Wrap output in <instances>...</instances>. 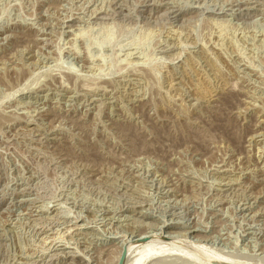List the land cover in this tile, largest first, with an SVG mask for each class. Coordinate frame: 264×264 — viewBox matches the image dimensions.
<instances>
[{"label": "rangeland", "instance_id": "1", "mask_svg": "<svg viewBox=\"0 0 264 264\" xmlns=\"http://www.w3.org/2000/svg\"><path fill=\"white\" fill-rule=\"evenodd\" d=\"M127 250L264 264V0H0V264Z\"/></svg>", "mask_w": 264, "mask_h": 264}, {"label": "bare ground", "instance_id": "2", "mask_svg": "<svg viewBox=\"0 0 264 264\" xmlns=\"http://www.w3.org/2000/svg\"><path fill=\"white\" fill-rule=\"evenodd\" d=\"M154 241V239L152 240V242ZM156 241V240H155ZM154 241V242H155ZM134 242V241H133ZM129 243V242H128ZM148 243H150V242H148ZM173 243V239H172V242H171V244ZM175 244H176V242H174ZM130 244H131V242H130ZM178 244V243H177ZM128 245V244H127ZM131 245H133L134 246V243H132ZM149 245H153V244H149ZM155 245V244H154ZM136 246V245H135ZM145 246H146V244H145ZM128 247H130V246H128ZM127 247V248H128ZM147 247V246H146ZM149 247V246H148ZM151 247V246H150ZM187 247V246H186ZM189 247H191V246H189ZM193 247V246H192ZM126 248V249H127ZM136 248V247H135ZM191 249V248H190ZM122 250V249H121ZM134 250V249H133ZM192 250V249H191ZM195 250V249H194ZM123 251V250H122ZM122 251L120 252V253H122ZM132 252H130V254H131ZM161 253V252H160ZM123 254V253H122ZM127 254H129V251L127 250ZM198 254V253H197ZM121 255V254H120ZM132 255V254H131ZM131 255H128V256H131ZM122 256V255H121ZM119 257V256H118ZM120 258V257H119ZM128 258V257H127ZM126 258V259H127ZM217 259V258H216ZM219 259V258H218ZM118 260V259H117ZM223 260V259H222ZM185 261V260H184ZM191 261V260H190ZM220 261V260H219ZM225 261V260H224ZM126 262V261H125ZM128 262H130L129 261V258H128ZM212 263H214V261H211ZM227 261H225V262H220V263H222V264H229V263H226ZM242 263V262H241ZM235 264V263H234ZM236 264H238V263H236ZM247 264V263H246Z\"/></svg>", "mask_w": 264, "mask_h": 264}, {"label": "water", "instance_id": "3", "mask_svg": "<svg viewBox=\"0 0 264 264\" xmlns=\"http://www.w3.org/2000/svg\"><path fill=\"white\" fill-rule=\"evenodd\" d=\"M126 258H127V251H124L120 258L119 264H125Z\"/></svg>", "mask_w": 264, "mask_h": 264}]
</instances>
